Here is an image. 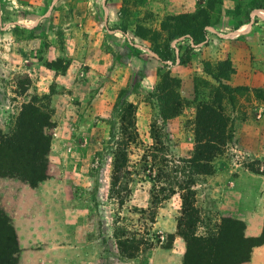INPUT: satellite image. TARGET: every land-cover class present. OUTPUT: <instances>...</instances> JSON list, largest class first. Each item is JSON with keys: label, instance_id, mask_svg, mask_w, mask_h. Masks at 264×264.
I'll return each instance as SVG.
<instances>
[{"label": "rangeland", "instance_id": "rangeland-1", "mask_svg": "<svg viewBox=\"0 0 264 264\" xmlns=\"http://www.w3.org/2000/svg\"><path fill=\"white\" fill-rule=\"evenodd\" d=\"M251 15L264 21V0H0V133L12 135L32 104L50 137L47 179L31 188L0 177V264L17 262L12 215L29 217L36 191L45 201L43 233H73L69 215L87 225L108 264H153L155 250L175 239L186 249L185 229L194 252L211 251L216 264L245 262L264 239L245 240L232 212L264 187V30L246 38ZM167 77L175 82L158 93ZM204 102L221 108L227 139L212 174L193 177L194 213L186 216L176 194L153 210L152 224L145 180L130 185L124 204L111 197L123 118L143 145L151 126L164 128L172 158L186 160Z\"/></svg>", "mask_w": 264, "mask_h": 264}, {"label": "trees", "instance_id": "trees-1", "mask_svg": "<svg viewBox=\"0 0 264 264\" xmlns=\"http://www.w3.org/2000/svg\"><path fill=\"white\" fill-rule=\"evenodd\" d=\"M166 81L175 82V79H163V87H159L158 93L167 87ZM125 109L133 110V105L128 104ZM128 117L125 116L122 120L120 139L113 154L110 196L124 204L131 194L130 185L136 179L145 180L151 184L149 194L152 211L163 201L179 194L186 216H191L195 211L193 177L212 174V163L227 139L224 127L226 118L221 108L213 103L204 102L199 105L194 121L193 154L189 159L177 161L169 153V139L164 128H161L162 131L151 126V142L143 145L137 141V133L128 122ZM46 121L47 117L32 104L23 105L16 131L10 136L0 133V177H18L31 188L37 187L38 183L47 179L46 155L50 137L44 133ZM42 142L45 145L41 148ZM132 145L138 146V154L136 162L130 165ZM149 215L151 223L154 224V211ZM187 232L185 229L179 233L186 243L182 264H216L215 260L218 258L211 251L194 252L191 249ZM168 237L174 238L171 234ZM260 242L252 244L251 248Z\"/></svg>", "mask_w": 264, "mask_h": 264}, {"label": "crops", "instance_id": "crops-1", "mask_svg": "<svg viewBox=\"0 0 264 264\" xmlns=\"http://www.w3.org/2000/svg\"><path fill=\"white\" fill-rule=\"evenodd\" d=\"M244 27L247 39L253 40L261 34V42L264 43V32H257L264 30V21L256 22L251 15ZM241 176L247 178L249 175L242 173ZM235 184L237 189L244 191L243 186L247 188L243 181ZM259 190L261 192L256 197L251 192L250 197L238 199L234 211L232 210L245 223L246 239L257 240L264 233V187ZM36 192L37 198L30 203L33 211L29 217L20 212L12 215L19 249L16 264H104V260L108 264L109 258L104 259L103 246L94 240L93 233H88L87 225H76L71 222L69 215L65 216L64 223L73 226V233H43L45 201L39 198V191ZM173 232L174 228H171L166 234ZM184 249L183 243L175 239L171 248L155 250L153 264H182ZM239 264H264V240L250 249L247 261Z\"/></svg>", "mask_w": 264, "mask_h": 264}]
</instances>
